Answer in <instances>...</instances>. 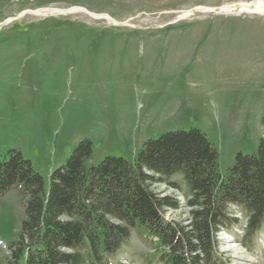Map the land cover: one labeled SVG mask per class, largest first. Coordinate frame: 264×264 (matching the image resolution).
<instances>
[{
  "label": "rangeland",
  "instance_id": "1",
  "mask_svg": "<svg viewBox=\"0 0 264 264\" xmlns=\"http://www.w3.org/2000/svg\"><path fill=\"white\" fill-rule=\"evenodd\" d=\"M262 117V0H0V157L18 150L45 190L81 139L92 144L88 166L132 162L145 140L191 128L225 174L237 152L256 151ZM169 180L178 187L155 190L184 205L180 176ZM230 211L239 221L218 235L226 264H264V231L244 239L246 213ZM22 218L10 188L0 196V264ZM156 248L132 230L107 264H161Z\"/></svg>",
  "mask_w": 264,
  "mask_h": 264
},
{
  "label": "trees",
  "instance_id": "2",
  "mask_svg": "<svg viewBox=\"0 0 264 264\" xmlns=\"http://www.w3.org/2000/svg\"><path fill=\"white\" fill-rule=\"evenodd\" d=\"M254 153L237 152L225 174L218 152L197 128L168 131L145 140L130 162L106 156L88 166L89 139H81L65 163L42 176L16 149L0 157V196L17 188L23 206L18 237L5 264H107L132 230L157 243L161 264H226L219 232L246 213L244 239L264 231V117ZM179 175L184 205L154 185ZM181 217H167L182 210Z\"/></svg>",
  "mask_w": 264,
  "mask_h": 264
},
{
  "label": "bare ground",
  "instance_id": "3",
  "mask_svg": "<svg viewBox=\"0 0 264 264\" xmlns=\"http://www.w3.org/2000/svg\"><path fill=\"white\" fill-rule=\"evenodd\" d=\"M260 2V1H259ZM258 2V4H259ZM262 6H264V1L262 0ZM40 11L39 10H36V13H39ZM60 12V11H59ZM105 18L107 19H110V17L108 15L105 16Z\"/></svg>",
  "mask_w": 264,
  "mask_h": 264
}]
</instances>
